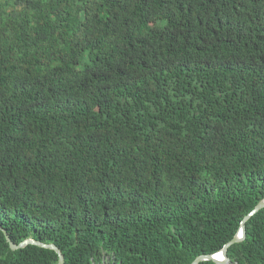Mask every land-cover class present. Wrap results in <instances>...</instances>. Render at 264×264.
<instances>
[{"label": "trees", "instance_id": "obj_1", "mask_svg": "<svg viewBox=\"0 0 264 264\" xmlns=\"http://www.w3.org/2000/svg\"><path fill=\"white\" fill-rule=\"evenodd\" d=\"M264 199V0H0V264H190ZM228 247L264 264V208ZM199 264H216L205 260Z\"/></svg>", "mask_w": 264, "mask_h": 264}, {"label": "water", "instance_id": "obj_2", "mask_svg": "<svg viewBox=\"0 0 264 264\" xmlns=\"http://www.w3.org/2000/svg\"><path fill=\"white\" fill-rule=\"evenodd\" d=\"M262 208H264V199L261 200L252 211H250L241 221V224L238 228L237 233L234 235V237L227 242L224 247H222L217 253L214 254H201L199 256H197L190 264H199L202 261L205 260H211L216 264H231L230 263V258L227 255V250L228 247L231 246L234 243L240 242L245 238L246 235V221H248V219L254 215L256 212H258L259 210H261ZM4 234L6 237V240L9 242L10 244V248L12 250L17 249V248H21L27 244H35L38 245L40 247H45V248H49L54 250L57 254H58V264H64V257L62 252L60 251V249L55 245V244H46L31 238H28L22 242H20L19 244L14 243L11 238L8 236V233L6 232V230L4 229ZM96 264V263H94ZM99 264H111V263H107V262H102Z\"/></svg>", "mask_w": 264, "mask_h": 264}]
</instances>
